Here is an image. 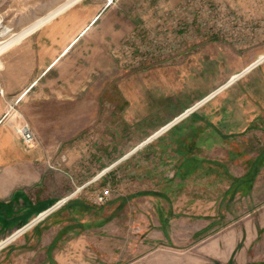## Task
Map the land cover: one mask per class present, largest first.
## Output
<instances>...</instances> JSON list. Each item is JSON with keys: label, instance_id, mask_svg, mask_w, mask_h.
Masks as SVG:
<instances>
[{"label": "crops", "instance_id": "obj_1", "mask_svg": "<svg viewBox=\"0 0 264 264\" xmlns=\"http://www.w3.org/2000/svg\"><path fill=\"white\" fill-rule=\"evenodd\" d=\"M229 4L231 6V0ZM112 12L107 5L98 13L89 8L63 11L18 42V55L12 54L19 56L18 65L13 63L11 71H0V235L26 227L8 241L12 243L5 255L15 257L22 250L35 247L37 241H43L49 234L56 239L66 232L71 241L67 253L77 264H81V257L84 264H92V257L98 255L106 258L103 264H108L109 257L119 260L131 252V260L121 264L129 261L136 264V260L139 261L137 264H264V204L252 205L251 187L244 188L242 196H236V186L231 184V176L221 162L243 153L232 152L231 139L240 138L238 135L254 126L251 109L264 105V74L260 76L264 72V54L251 61L250 54L240 56L231 51L228 43L209 42L213 48H218L213 52L218 61L222 58L225 62L218 70L222 73L218 75V81L206 92L202 83L199 92L196 77L187 78L192 80L191 84L186 81L187 84L181 85L179 79L183 72H180L182 75L165 70L124 73L109 54L112 45L117 47L124 35L123 19L112 21L108 18L113 16ZM80 38H83L81 43ZM14 45L4 41L0 55ZM231 57L237 59L232 69ZM1 65L0 61L2 69ZM77 79L88 80V84L76 87L74 81ZM26 95H82L84 105L93 95L105 97L104 101L113 108L118 120L123 119L126 100L127 109L129 107L132 114H139L137 118L131 115V120L147 114L153 122L144 129L145 138L134 140L136 146L130 153L121 158L123 152L115 156L112 166L104 167V172L97 175H105L135 152L147 159L160 157L157 167L144 171L148 180L162 174L156 172L168 161H173L176 171L172 177L164 179L163 188H159V180L156 184L149 182L148 187L138 183L133 191L137 195L131 201L116 200L125 193L119 196L113 193L105 204L97 205L92 202V197L101 190L99 188L91 196L83 192L67 197L77 184L83 183L78 187L80 190L92 181L88 176L77 180L75 171L57 164L52 158L54 154L43 150L38 142L29 149L21 143L13 123L20 114L18 101ZM196 104L191 111L195 112L194 120H185L177 126L187 117L174 122L181 111ZM10 106L13 110L3 117ZM85 111L82 126L92 128L96 122L91 120L89 109L85 108ZM157 118L166 122L156 124ZM100 124V127L107 126ZM158 128L172 131L160 137L155 132ZM194 128L201 129L200 135L184 134L194 132ZM205 131L211 135L205 137L202 134ZM154 148L160 150L154 151ZM219 150H223L225 157L220 158ZM99 151L94 159L101 160L102 151L106 153L107 147L103 150L101 146ZM213 166L219 167L211 172V175H217V187L206 191H213L215 196L209 193L213 198L205 201V185L192 182L205 181V176L210 175L208 169H215ZM83 172L89 173V177L94 175L90 170ZM246 174L243 171L238 176ZM118 176L116 170L108 175V181L116 183L120 181ZM145 191L154 198L149 196L145 200L141 194ZM210 206L212 210H209ZM240 207H243L241 214ZM131 214L137 224H147L142 230L148 233L141 240L138 236L128 253H113L112 246L126 237L124 217ZM156 243H163V247L155 246ZM56 250L52 252L53 256L59 255ZM160 256L165 257L164 262Z\"/></svg>", "mask_w": 264, "mask_h": 264}, {"label": "rangeland", "instance_id": "obj_2", "mask_svg": "<svg viewBox=\"0 0 264 264\" xmlns=\"http://www.w3.org/2000/svg\"><path fill=\"white\" fill-rule=\"evenodd\" d=\"M106 5L113 11V16L108 17L109 19L112 21H115L116 18L123 19L124 35L117 43V47L112 45L113 48L109 49V54L116 60L117 67L124 73L165 70L166 72L176 71L182 75L180 72H183L184 75L181 80L179 79L181 85L191 84L192 80H187V78L196 77L195 83L198 89L202 83L206 92L212 84L218 81V75L222 74L218 70L223 67L222 63L225 62L222 58H220V62L218 61L214 54L218 48H213L209 42L228 43L231 45V51L237 52L240 56L250 54L251 61L264 54V0H231V6L229 0H0V46L4 41L16 44L0 55L2 64L0 71H11L13 63L18 65L19 56H12L13 53L18 55L17 43L54 16L69 8H89L92 12L98 13ZM99 22L98 18L96 23ZM115 23L113 22V24ZM82 39L80 38V43L83 42ZM202 55H204L203 58H201ZM79 59L84 61L83 57H79ZM236 63L237 59L232 60L231 57V69ZM226 64H228V60ZM263 74L264 72L260 73V76L263 77ZM74 82L76 87L81 88L88 84V80L83 79H77ZM97 86L99 87V81H97ZM104 100L105 97L93 95L84 105L82 95L73 97L26 95L18 101V107L21 117L30 123L39 147L53 153V160L55 159L54 161L61 167L75 171L77 180H84L87 176L91 179L92 182L84 189L83 187L78 189L83 183L82 185L77 184L78 187L67 193V197L83 192L91 196L97 188H108L116 196L125 193L117 199L115 198L116 200L131 201L137 195L133 191L137 188L138 183L140 186L148 187L149 182L156 184L159 180V188H163L164 179L172 177L173 171H176L173 161L166 162L165 165H162V170L156 172L162 174L157 177L151 176L148 180L149 177L144 174V171L150 167H157L160 157L156 160L147 159L139 152L130 154L116 168L113 166L105 175H97L104 172L102 171L104 167L112 166L116 161L115 156H119L123 152L121 158L130 153L136 146L133 143L134 140L145 138L144 129L153 122L147 114L145 116L142 114L138 120H131V115L137 118L139 114H132L130 108L127 109L126 100L123 105V108H126L123 119L118 120L112 112L113 108ZM167 103L169 104V102ZM167 106L171 108L170 104ZM192 107L191 105L189 109ZM85 108L91 112V120L96 122L93 123L92 128L84 129L82 126L85 113L87 114V111L84 112ZM251 110L252 125L254 126L238 135L240 138L232 137L233 139H231L232 152L239 153L241 151L243 153L233 155L230 160L221 162L225 164L227 172L231 176L229 178L231 184L236 186V196H242L241 191L244 188H252L251 202L255 207L264 204V105L253 106ZM193 115L195 112L185 115L187 117L181 118L180 120H183L177 126L185 120L193 121ZM155 121L156 124L166 122L160 118ZM231 122L235 121L231 120ZM100 123L107 124V126L100 127ZM132 126H134V130ZM164 129L158 128L155 132H158L162 137L172 131ZM194 130V132L184 134L200 135L201 129L194 128ZM202 134L206 137L210 133L205 131ZM231 136L233 135L231 134ZM101 146L103 150L104 147H107L106 153L102 151L101 160L94 159L100 153ZM112 147L117 150H110ZM155 150L159 151L160 149L154 148ZM218 152L220 158L225 157L223 150ZM233 157L236 159L233 160ZM213 167L215 169L212 170L211 167L208 169L207 173L210 175L205 176V181L192 182L194 185H205L203 193L205 201L212 200L213 197L209 193L215 196L213 191H206L213 186L217 187V175H211V172H215L219 167ZM89 170L94 173V175H90L91 177H89V173L83 172H89ZM116 170L120 181L116 183L108 181V175L115 173ZM243 171H246L247 174L238 176ZM233 173L236 175L234 176ZM148 193L146 191L141 193L145 200L150 196ZM150 197L154 198L153 195ZM208 205L210 204H205V206ZM209 210H212L211 206ZM242 210L243 207H240V214ZM132 215L128 218L124 217V235L126 237L123 240H118L117 244L112 246L113 253H128L134 247L133 243L137 237L139 236L141 240L148 233V231L143 232L142 230L147 224L142 222L137 224ZM13 232L14 230L0 235V264H77V261L67 253V245L71 241L66 232L60 233L59 238L56 239H52L53 236L49 234L43 241H37L35 247L26 248L15 257L13 254V256L5 255L12 243L8 241L18 234L20 229ZM12 233L13 235H11ZM25 240L29 239L25 238ZM6 242L9 244L6 245ZM155 246L161 248L163 243H156ZM55 249L59 252L58 256L52 254ZM132 257V252L119 260H110L109 257L108 264H121L122 261ZM159 258L164 262V256ZM105 259L104 256L98 255L92 257L91 263L103 264ZM81 260L80 263L84 264L83 257ZM131 262L129 261L128 264H132ZM138 262L136 260V264Z\"/></svg>", "mask_w": 264, "mask_h": 264}, {"label": "built area", "instance_id": "obj_3", "mask_svg": "<svg viewBox=\"0 0 264 264\" xmlns=\"http://www.w3.org/2000/svg\"><path fill=\"white\" fill-rule=\"evenodd\" d=\"M13 110V106H10L4 113V116H7ZM188 110V109H187ZM13 130L15 134L19 137L21 143L26 148H32L36 145V139L34 131L28 121L23 119L20 114L17 115L15 122L13 123ZM72 194V193H71ZM70 194V195H71ZM113 192L108 188H103L96 192L92 197V202L97 205L105 204L109 198L112 196Z\"/></svg>", "mask_w": 264, "mask_h": 264}, {"label": "water", "instance_id": "obj_4", "mask_svg": "<svg viewBox=\"0 0 264 264\" xmlns=\"http://www.w3.org/2000/svg\"><path fill=\"white\" fill-rule=\"evenodd\" d=\"M197 106V104L195 105V106H193L192 108H190V109H188V110H186L185 112H183L182 114H180L179 115V119H181L183 116H185V115H187L188 113H190L192 110H194L195 109V107ZM175 119V121L174 122H176L177 120H179V119ZM26 227L24 226V227H22V229L20 228V232H22L24 229H25ZM19 230V229H18ZM19 232V233H20ZM15 233V232H14ZM11 235H13V234H11Z\"/></svg>", "mask_w": 264, "mask_h": 264}]
</instances>
